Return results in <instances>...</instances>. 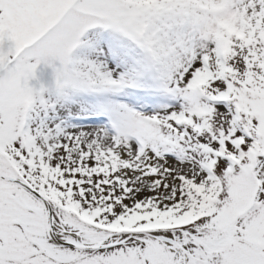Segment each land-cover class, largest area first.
Returning a JSON list of instances; mask_svg holds the SVG:
<instances>
[{"label": "snow or ice", "instance_id": "obj_1", "mask_svg": "<svg viewBox=\"0 0 264 264\" xmlns=\"http://www.w3.org/2000/svg\"><path fill=\"white\" fill-rule=\"evenodd\" d=\"M0 264H264V0H0Z\"/></svg>", "mask_w": 264, "mask_h": 264}, {"label": "rangeland", "instance_id": "obj_2", "mask_svg": "<svg viewBox=\"0 0 264 264\" xmlns=\"http://www.w3.org/2000/svg\"><path fill=\"white\" fill-rule=\"evenodd\" d=\"M79 51H80L79 48L74 50V52H76V53H78ZM50 73H51V69L50 68H47L44 65L38 66L37 75L40 77L41 80L46 82L50 78ZM31 83L35 84L36 81H31ZM58 110L60 112L64 111L63 109H58Z\"/></svg>", "mask_w": 264, "mask_h": 264}]
</instances>
